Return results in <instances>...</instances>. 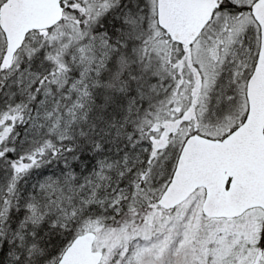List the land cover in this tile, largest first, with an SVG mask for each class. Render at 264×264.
Instances as JSON below:
<instances>
[{"label":"snow or ice","instance_id":"snow-or-ice-1","mask_svg":"<svg viewBox=\"0 0 264 264\" xmlns=\"http://www.w3.org/2000/svg\"><path fill=\"white\" fill-rule=\"evenodd\" d=\"M0 264H264V0H0Z\"/></svg>","mask_w":264,"mask_h":264}]
</instances>
